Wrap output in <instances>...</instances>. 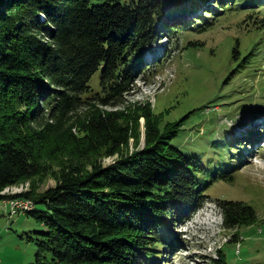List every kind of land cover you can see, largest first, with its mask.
Masks as SVG:
<instances>
[{"label": "trees", "instance_id": "1", "mask_svg": "<svg viewBox=\"0 0 264 264\" xmlns=\"http://www.w3.org/2000/svg\"><path fill=\"white\" fill-rule=\"evenodd\" d=\"M258 3L0 0V193L33 182L16 196L34 203L26 214L46 227L31 264H160L153 247L171 243L164 231L175 229L168 225L196 210L214 182L232 180V153L227 146L205 160L183 151L173 141L188 117L163 130L151 111L142 115L139 148L132 119L108 109L132 90L136 72L147 67L142 57L162 36L175 42L183 33L206 32L215 23L209 17L218 21L229 9ZM248 53L244 71L256 56ZM105 158L113 164L105 166ZM49 173L56 185L37 192L34 179ZM220 205L226 229L256 220L242 201ZM217 254L209 264H227L222 249Z\"/></svg>", "mask_w": 264, "mask_h": 264}, {"label": "rangeland", "instance_id": "2", "mask_svg": "<svg viewBox=\"0 0 264 264\" xmlns=\"http://www.w3.org/2000/svg\"><path fill=\"white\" fill-rule=\"evenodd\" d=\"M224 14L218 21L211 17L214 27L206 32L174 35L175 42L162 36L153 52L146 54L147 67L136 72L132 90L117 108L108 109L132 119L131 125L139 129V148L145 140L142 115L151 111L163 130L170 124L176 128L188 117L173 141L183 151L199 152L205 160L219 158L228 151L227 146L232 153L230 163L235 169L226 175L227 179L232 175V180L214 182L196 210L177 226L168 225L175 229L164 231L171 243L165 248L153 247L154 252L162 253L157 258L160 264H209L219 258L220 249L227 264H264V6L238 7ZM248 52L256 56L247 59L254 63L244 71L241 60ZM99 83L100 72L90 87L100 91ZM84 111L81 108L79 114ZM220 142L225 144L218 147ZM113 160L105 158L103 164L111 165ZM34 180L37 192L56 185L53 173ZM31 183L13 186L6 195L16 198L22 185L31 188ZM220 200L242 201L255 211V222L226 229ZM2 207L1 264L33 263L37 241L46 227L27 214L5 215Z\"/></svg>", "mask_w": 264, "mask_h": 264}, {"label": "built area", "instance_id": "3", "mask_svg": "<svg viewBox=\"0 0 264 264\" xmlns=\"http://www.w3.org/2000/svg\"><path fill=\"white\" fill-rule=\"evenodd\" d=\"M12 187L5 189L0 194L2 196H7L6 193L10 192ZM29 187L30 186L28 184L25 186L22 185V187L20 188L21 190L17 191V192H19L18 194L21 195V194L27 192L29 190ZM19 195H17V196H19ZM0 202L2 203L1 206H3L2 209L4 210L5 215L12 214V215H10L11 217L16 216V215H20V214H26L27 212L31 211L32 208H34V203L32 201L22 199L20 197L9 199L8 201L0 200ZM1 206H0V208H1ZM9 209H10V213H9ZM0 264H1V259H0Z\"/></svg>", "mask_w": 264, "mask_h": 264}]
</instances>
